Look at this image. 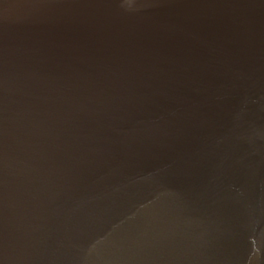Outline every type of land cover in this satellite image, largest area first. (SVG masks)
<instances>
[{"label":"water","instance_id":"1","mask_svg":"<svg viewBox=\"0 0 264 264\" xmlns=\"http://www.w3.org/2000/svg\"><path fill=\"white\" fill-rule=\"evenodd\" d=\"M0 264H264V0H0Z\"/></svg>","mask_w":264,"mask_h":264}]
</instances>
